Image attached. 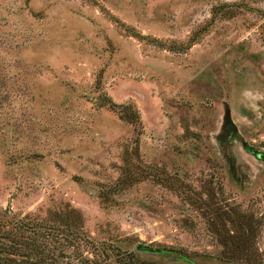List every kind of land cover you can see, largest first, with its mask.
Segmentation results:
<instances>
[{"label": "rangeland", "instance_id": "1", "mask_svg": "<svg viewBox=\"0 0 264 264\" xmlns=\"http://www.w3.org/2000/svg\"><path fill=\"white\" fill-rule=\"evenodd\" d=\"M259 153L264 0H0V213L74 208L110 264H264Z\"/></svg>", "mask_w": 264, "mask_h": 264}, {"label": "trees", "instance_id": "2", "mask_svg": "<svg viewBox=\"0 0 264 264\" xmlns=\"http://www.w3.org/2000/svg\"><path fill=\"white\" fill-rule=\"evenodd\" d=\"M106 100L102 105H118L115 101L107 103ZM138 141L137 137L135 142L138 144ZM81 242L94 248L96 259L84 255L79 248ZM69 247H73L71 254L66 251ZM66 254L80 259L74 264H110L111 259L107 249L83 232L80 215L74 208L56 211L46 219L17 216L8 209L0 213V264H64ZM120 257L125 264H136L132 251H123Z\"/></svg>", "mask_w": 264, "mask_h": 264}, {"label": "water", "instance_id": "3", "mask_svg": "<svg viewBox=\"0 0 264 264\" xmlns=\"http://www.w3.org/2000/svg\"><path fill=\"white\" fill-rule=\"evenodd\" d=\"M259 157H263L264 155L259 153L258 154ZM139 249H145V250H152L151 248L144 246V245H139Z\"/></svg>", "mask_w": 264, "mask_h": 264}]
</instances>
